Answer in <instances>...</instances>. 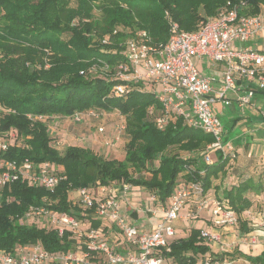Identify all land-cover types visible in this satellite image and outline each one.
Wrapping results in <instances>:
<instances>
[{"label": "trees", "instance_id": "1", "mask_svg": "<svg viewBox=\"0 0 264 264\" xmlns=\"http://www.w3.org/2000/svg\"><path fill=\"white\" fill-rule=\"evenodd\" d=\"M97 1L99 19L92 14ZM227 1L243 3L241 14L264 11V0H76L75 5L69 0H0V136L10 129L17 136L0 152V159L61 165L64 176L52 191L22 176L3 186L0 249L13 252L18 245L40 242L48 251L68 250L67 232L60 236L54 228L38 227L22 218L30 206L38 205L78 212L80 207L68 197L79 187L124 181L165 202L182 180L201 182L205 193L218 186L213 180L225 173L236 150L233 159L216 152L215 160L207 162L204 154L212 135L185 124L179 116H170L159 128L155 116L163 108L143 82L130 81L121 96L112 95L111 89L121 82L114 77L115 67L125 61L123 43L128 37L144 31L152 42H164L170 21L180 30H196L200 21L213 17ZM93 36H97L94 41ZM105 36L108 42H102ZM88 110H116L124 116L128 137L123 158L105 157L86 146L59 150L52 144L48 121L53 115L70 117ZM130 164L137 166L136 173L144 170L147 175L134 176ZM263 191L264 170L223 188L222 197L214 198L234 210L235 225L246 233L250 228L242 213L254 206L249 194ZM169 246L165 258L175 264H196L198 256L210 250L194 227L185 237H173ZM237 254L250 264H264V245L257 255Z\"/></svg>", "mask_w": 264, "mask_h": 264}, {"label": "built area", "instance_id": "2", "mask_svg": "<svg viewBox=\"0 0 264 264\" xmlns=\"http://www.w3.org/2000/svg\"><path fill=\"white\" fill-rule=\"evenodd\" d=\"M242 4L227 1L213 17L200 21L196 30H180L176 22L170 21L164 42H152L144 31L134 34L123 43L125 61L115 67L114 77L121 82L113 85L111 94H125L130 81L143 82L163 108L155 116L159 128L170 116H179L185 124L212 135L213 141L207 144L204 154L208 162L216 152L230 159L236 155L232 141L225 139L226 130L215 104L223 107L235 104L242 111L251 103L256 90H264V51L247 45L232 48L233 41L248 42L264 31V11L241 14L239 6ZM102 42H108L107 36ZM196 57L204 58L208 65H222L220 72H203L194 61ZM90 114L96 112L75 111L69 118L78 122ZM262 116L264 120V110ZM36 117L47 120L42 115ZM98 130L102 131L103 127L99 126ZM16 137L13 129L0 136V152L6 151ZM18 176L51 191L64 178L49 162L36 164L27 158L21 161L0 159V191ZM131 186L124 181H114L71 190L76 191V202L71 194L68 199L80 207L73 213L42 205L30 206L22 219L35 222L37 218L43 224L46 222L43 227L54 228L60 236L67 232L71 247L48 251L36 242L18 245L13 252L0 249V264H162L175 235L173 222L179 218L192 219L203 207L210 211L212 229H200V236L209 245L218 243L219 251L230 246L217 228L234 226L238 216L223 199L206 196L201 182L182 180L177 183L165 201L159 220L147 230L121 213L122 197ZM156 199V194L151 192L150 200ZM87 214L96 224L92 225L88 219V225H83L82 217ZM261 226L264 227V222ZM248 239L251 244L256 242L254 236ZM201 264L223 263L208 255Z\"/></svg>", "mask_w": 264, "mask_h": 264}, {"label": "crops", "instance_id": "3", "mask_svg": "<svg viewBox=\"0 0 264 264\" xmlns=\"http://www.w3.org/2000/svg\"><path fill=\"white\" fill-rule=\"evenodd\" d=\"M262 8H264V6ZM260 34H262V37ZM253 37H255V40H259L261 38L264 39V31ZM252 38L250 40H252ZM237 45L242 47L240 42H237ZM246 45L249 46V44ZM203 65H207L208 70L205 73L211 71L219 73L222 68V65L220 64L208 65L204 63ZM229 96L234 95L229 93ZM215 108L217 109L218 115L226 114V118L222 119L226 130L225 137L233 142L237 156L234 160H232L230 166L226 165L225 173L222 175L220 174L213 180V185L218 184V186L215 187L216 189H208L206 196L210 198L222 197L221 192L223 188H228L232 184H238L251 175L257 177V174L264 170V120L262 116V110H264V90L255 91L253 98L251 99V103L242 111L239 110L235 104L223 107L220 103H216ZM54 118L64 119L67 117L53 115L49 119L48 124L49 122H53ZM56 134L59 136V139L56 141L58 144H60L61 141L68 139L69 142L67 145L89 147L80 142H73L74 136H72V134L69 135L64 129H58ZM53 142H55V140H53ZM215 158L216 154H213L210 159L213 161ZM53 167L59 171H62L63 169L61 165L53 164ZM133 187L134 186L132 185L131 189L122 197L121 213L127 216L128 219L139 228L145 230L150 229L162 215L163 206L166 202H160L158 199L150 200V191L146 190L142 186H137L139 189L134 191ZM73 193L76 194V191H73L70 194L72 195ZM145 193H148V201L146 199H142ZM249 196L253 197L254 206H251L242 213V219L245 220L247 227L250 228V231L246 233L241 232L239 224L217 228L222 233L223 240L230 244V246L224 251L234 254V256L237 257V261L243 260L245 262L248 261L239 256L237 252L240 251L254 256L261 252L264 245V227L261 226V223L264 222V191L259 195L250 193ZM73 197L74 196L72 195V198ZM76 199L77 195L73 198V202H76ZM83 216L84 226L88 225V219H90V223L92 225L96 224L90 214H87V217L85 215ZM184 220H175L173 222L175 227L174 238L180 231L183 234L179 237L187 236L192 227L199 229H212L209 209L201 212L196 219L188 220L189 222L187 223H185ZM254 235H257V242L251 244L248 242L249 239L247 240V237ZM212 245H210V250L203 255V258L208 255L220 257L218 254H221L223 251H219V244L214 243V245ZM231 257L234 258L233 255H231ZM200 261L202 262V259L198 258L197 263H201Z\"/></svg>", "mask_w": 264, "mask_h": 264}, {"label": "rangeland", "instance_id": "4", "mask_svg": "<svg viewBox=\"0 0 264 264\" xmlns=\"http://www.w3.org/2000/svg\"><path fill=\"white\" fill-rule=\"evenodd\" d=\"M69 1L71 5L76 4V0H69ZM98 3L99 1L95 3V8L92 11V14L94 15L96 19H99L101 15L100 10L97 6ZM261 35L262 34H260V36ZM96 37L97 36H93L92 40L94 41ZM246 44H249V46L252 47L253 49L264 51V39L263 38L259 40H255V37H253L252 40L241 43V46H245ZM237 47H239L237 45V42L233 41L232 48H237ZM204 60H205L204 58H197V57L194 58V61L196 62V65L199 67V69L201 70L203 67L202 69L203 72H207L208 70L207 65H203L205 62ZM219 117L222 121V119L226 118V114H220ZM123 124H124V116L121 115L116 110L112 112H108V113L107 112L106 113L96 112L95 115H91V114L85 115L78 122L73 121L69 117L64 118V119L54 118L53 122H49L48 124V133L49 135L52 136V141H51L52 144L55 147H57L59 150H63L65 146L67 145V143L69 142L68 139L61 141L60 144L56 142L57 139H59V136L56 134V131H58V129L59 130L64 129L69 135L72 134V136H74L73 142L83 143L84 145L91 147V149L96 150L97 153L105 157L123 158L125 155L124 143H125L126 137H128L126 134H124L123 129L120 128ZM99 126L103 127L102 131L98 130ZM18 140H19L18 142H22L20 138ZM53 140H55V142H53ZM128 168L134 174V176H138V175L140 176V174L143 176L147 175V173L144 172V170H140L138 171V173H136L138 168L137 166L134 167L132 164H130ZM133 186H134L133 187L134 191H137L139 189L137 187L138 185H133ZM72 195L74 197L76 196L75 193H73ZM148 198H149L148 193H145L142 199H146L148 201ZM187 207H188V204L185 206V209H187ZM206 210H208V208L203 207L202 209H200L197 216L192 219H196L201 212L206 211ZM184 219L185 218H179L177 220L179 221V220H184ZM34 220L35 222L33 221V223L38 227H43L44 224L46 225V222L43 224L37 218H35ZM188 220H191V219H185L184 220L185 223L189 222ZM27 223H30V221H27ZM181 234L183 233H181L180 231L179 233H177L175 238H178ZM249 237H247V240ZM254 237L256 238V242H257V235H254ZM218 255L221 257V258L217 257L218 260L222 262L223 264H224V261H226L227 264H250L249 262H245L243 260L237 261L236 260L237 257H235L234 254H232L231 252L223 251L221 254H218ZM231 255H233L234 258H232ZM213 256L214 255H212V257ZM200 258L202 259V262H203L204 258L203 257H200ZM162 264H175V263L165 258ZM197 264H200V263H197Z\"/></svg>", "mask_w": 264, "mask_h": 264}]
</instances>
